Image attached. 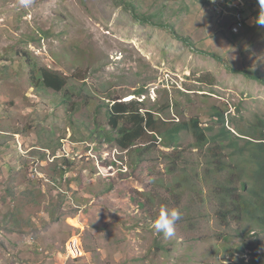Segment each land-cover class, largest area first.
Returning a JSON list of instances; mask_svg holds the SVG:
<instances>
[{"label":"rangeland","instance_id":"rangeland-1","mask_svg":"<svg viewBox=\"0 0 264 264\" xmlns=\"http://www.w3.org/2000/svg\"><path fill=\"white\" fill-rule=\"evenodd\" d=\"M222 2L0 0V264H264V229L223 221L212 181L195 178L210 160L192 133L168 146L147 132L143 156L110 140L114 101L163 130L216 131L218 110L241 138L264 123V83L227 68L264 78L258 2L228 1L244 11L237 31ZM42 67L61 91L39 83ZM164 206L182 214L171 238L152 227Z\"/></svg>","mask_w":264,"mask_h":264},{"label":"trees","instance_id":"trees-1","mask_svg":"<svg viewBox=\"0 0 264 264\" xmlns=\"http://www.w3.org/2000/svg\"><path fill=\"white\" fill-rule=\"evenodd\" d=\"M131 7L136 13L135 8L132 5ZM234 11L244 13L241 9ZM136 19L147 21L145 16H141L140 19L137 16ZM181 39L188 45H192L187 39ZM227 68L232 72L242 73L247 78L264 83V78L259 75H253L244 70H233L229 66ZM30 69V73L34 75L32 65ZM38 79L42 86L55 91H61L67 84L63 75L47 67L39 69ZM137 105L138 102L133 100L114 101L108 109V124L110 131L116 134L114 137H109L110 140H113L123 150L138 149L141 153L139 155L143 156V149L137 146V142L145 137L147 132L157 131L158 135L164 138L163 143L170 146L178 142L179 132L189 131L195 138L196 147L209 153L204 154L210 160L207 161L206 170L201 173L196 172L195 178L200 181L208 178L212 181L211 188L218 200V213L222 220L227 221L226 219H230L228 215H231L232 220L241 221L240 219L245 215V219H253L264 229V129H262L264 123L261 120L251 132L246 133L245 131L238 134L246 136L247 139L236 136L226 129L224 113L219 110L214 113L217 124L220 125L216 131L212 127H201L197 119L178 123L172 125L170 129L163 130L165 124L161 123L160 128L157 129L153 114L149 111L141 112ZM150 135L155 138L154 134ZM237 139L244 140L243 144L239 145ZM208 143L210 146L206 147ZM224 150H231L230 153H233L227 157L228 160L227 158L225 160L224 155L226 154H219ZM239 190L245 194H239ZM224 205L227 207L225 208ZM237 234L242 235V232L237 231Z\"/></svg>","mask_w":264,"mask_h":264},{"label":"clouds","instance_id":"clouds-1","mask_svg":"<svg viewBox=\"0 0 264 264\" xmlns=\"http://www.w3.org/2000/svg\"><path fill=\"white\" fill-rule=\"evenodd\" d=\"M24 7H28L31 0H20ZM259 5V13L255 17L254 23L264 28V0H257ZM181 211L177 207H161L158 214L152 222L154 231L158 234H163L167 238H171L175 235L176 224L181 219Z\"/></svg>","mask_w":264,"mask_h":264},{"label":"built area","instance_id":"built-area-1","mask_svg":"<svg viewBox=\"0 0 264 264\" xmlns=\"http://www.w3.org/2000/svg\"><path fill=\"white\" fill-rule=\"evenodd\" d=\"M228 1L233 2L234 0H225V2H222L221 4L224 6V9L222 12L217 10V13H220L221 15H223V12L226 11L225 10L226 8H235L234 10L240 9L239 5L231 6V3H229ZM229 6H231V7H229ZM234 14L238 15V16L234 18L233 26L231 29H233V31H235V29H236V31H237L238 27L243 25L244 19L241 15L242 13L234 11ZM70 245H71V248L73 250V253L76 254L79 251L78 247L73 242H71Z\"/></svg>","mask_w":264,"mask_h":264},{"label":"bare ground","instance_id":"bare-ground-1","mask_svg":"<svg viewBox=\"0 0 264 264\" xmlns=\"http://www.w3.org/2000/svg\"><path fill=\"white\" fill-rule=\"evenodd\" d=\"M219 1V0H218ZM225 1V0H224ZM218 3V2H217ZM215 10L217 11L216 7H215Z\"/></svg>","mask_w":264,"mask_h":264}]
</instances>
